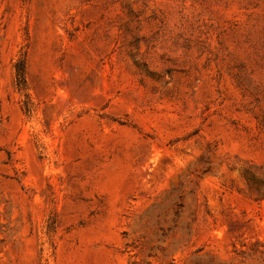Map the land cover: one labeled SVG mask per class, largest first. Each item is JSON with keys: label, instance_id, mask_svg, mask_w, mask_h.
<instances>
[{"label": "rangeland", "instance_id": "obj_1", "mask_svg": "<svg viewBox=\"0 0 264 264\" xmlns=\"http://www.w3.org/2000/svg\"><path fill=\"white\" fill-rule=\"evenodd\" d=\"M0 264H264V0H0Z\"/></svg>", "mask_w": 264, "mask_h": 264}, {"label": "trees", "instance_id": "obj_2", "mask_svg": "<svg viewBox=\"0 0 264 264\" xmlns=\"http://www.w3.org/2000/svg\"><path fill=\"white\" fill-rule=\"evenodd\" d=\"M16 71V84L20 91L26 90V77H25V65L24 62H18L15 66ZM248 186L251 188V178L246 177Z\"/></svg>", "mask_w": 264, "mask_h": 264}]
</instances>
